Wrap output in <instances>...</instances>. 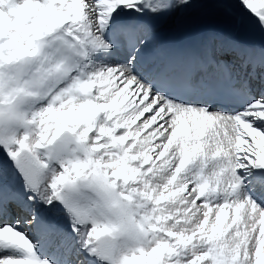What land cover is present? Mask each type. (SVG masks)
Masks as SVG:
<instances>
[{
	"label": "snow or ice",
	"instance_id": "snow-or-ice-1",
	"mask_svg": "<svg viewBox=\"0 0 264 264\" xmlns=\"http://www.w3.org/2000/svg\"><path fill=\"white\" fill-rule=\"evenodd\" d=\"M0 156V264H264V0H0Z\"/></svg>",
	"mask_w": 264,
	"mask_h": 264
},
{
	"label": "bare ground",
	"instance_id": "bare-ground-1",
	"mask_svg": "<svg viewBox=\"0 0 264 264\" xmlns=\"http://www.w3.org/2000/svg\"><path fill=\"white\" fill-rule=\"evenodd\" d=\"M207 23L208 24H217V23H219V21H218V19L216 17L210 16L208 21H207ZM0 157H2V156H0Z\"/></svg>",
	"mask_w": 264,
	"mask_h": 264
}]
</instances>
